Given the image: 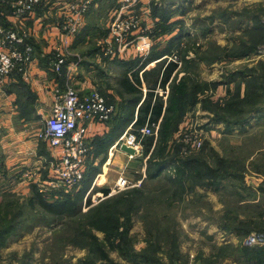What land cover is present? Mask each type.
<instances>
[{
    "label": "rangeland",
    "instance_id": "obj_1",
    "mask_svg": "<svg viewBox=\"0 0 264 264\" xmlns=\"http://www.w3.org/2000/svg\"><path fill=\"white\" fill-rule=\"evenodd\" d=\"M45 3L37 6L34 12ZM144 8V13L140 11V14H144V25L152 26L153 35L151 50L144 57H128L132 61L121 65L109 61L103 64L95 62L90 50L98 48L99 40L103 41L106 22L111 18L104 9L100 11L101 15H97V20L93 16L96 10L91 11L93 14L90 13L87 20L95 23V29L88 30L86 35L83 30L76 37L70 49V57L85 66H91L96 84L100 85L97 88H101L118 105L120 111L131 117L138 110L144 96L136 102L134 95L119 88L116 80L118 75L137 72L142 77L147 73L150 79H156L155 69L160 70V83L156 86L155 94L163 101L164 116L163 121H160L161 126L159 123L155 129V143L162 130L168 132L165 141L159 142L162 150L158 156L204 160L210 169H215L221 166L216 164L214 154L217 151H257L256 163L252 165L264 169V165L257 166L258 161L264 158V116H253L248 124L234 130L226 126L236 119L246 117L254 108L262 109L249 116L264 112V0H147ZM146 12L148 16H145ZM173 53L178 56L177 61L168 60L166 56ZM153 55L158 58L150 61L155 58H151ZM171 62L176 67L165 86H160L168 71L167 65ZM146 81L143 82V92L147 91ZM230 84H233L232 87ZM166 108L171 112H166ZM197 129L206 131L200 148H196L185 137ZM132 130L138 137H142L140 127L133 125ZM143 139L145 145V137ZM163 148L165 150L162 153ZM149 156L138 157L136 167L131 166L129 169V180L137 181L136 185L123 190H111L108 195L133 187H146V192L158 197L157 203L150 201L142 213L132 218L133 226L129 235L136 252L145 251L148 254L155 249L150 247L147 239L149 220L167 215L165 218L171 227L170 235L157 240L153 238L161 259L160 264H252L259 257L254 252L246 256L237 254L241 246H246L243 239L248 234L264 231L253 230L246 236H234L226 223L235 222L231 219L228 221V218L225 221V213L228 208L231 209L230 204L225 205V192L228 196L225 184L230 186L229 189L237 187V191L241 190L239 195L230 194L233 203L237 198V206L232 208H249L248 197L251 191L242 187L244 184L241 179L235 176L240 173V168L222 166L220 172L212 176L205 169L196 174V178H191L195 175L190 171L179 173L182 166L178 163L165 169L160 178L150 181L145 179ZM1 160L0 176L4 171ZM89 171V175H96L90 166ZM41 174V178H45L51 172L45 170ZM88 178L82 190L81 187L74 193L60 190L56 195L62 200L57 205L62 208L63 204V208L68 207L67 211L61 210L53 217L46 214L57 222L71 220L69 209L76 204L80 205L82 212H86L104 200L107 196L101 190L103 184L96 185L90 193L86 192L90 181ZM176 180H184V186L175 187ZM10 184H15L14 180L7 181L5 185L0 178V203L16 201L29 210L31 204L28 200L35 195V190L49 196L40 191L41 183L36 181L22 180V186L17 191ZM156 184L158 186L155 188ZM244 193L248 196H244ZM165 198L168 200L163 201ZM216 200L220 205L218 203L215 209ZM239 214L237 211L236 215ZM63 229L65 227L62 223L52 222L50 226L34 223L20 229L15 235L7 236L0 241V264H78L85 259L89 250L76 241L78 238L70 235L72 231L67 230L68 234L65 235ZM96 234L104 241L103 231L97 230ZM103 244L113 262L150 264L146 260L126 258L118 250L110 249L107 242ZM97 262L109 263L105 258H99Z\"/></svg>",
    "mask_w": 264,
    "mask_h": 264
},
{
    "label": "crops",
    "instance_id": "obj_2",
    "mask_svg": "<svg viewBox=\"0 0 264 264\" xmlns=\"http://www.w3.org/2000/svg\"><path fill=\"white\" fill-rule=\"evenodd\" d=\"M68 1L46 0L45 4L37 8L27 18L25 22L27 26L25 28L29 30L30 41L35 47L34 62L29 67V75L23 76L21 72H14L6 78L4 83H0V159H2L1 162L4 166V171L1 173L0 178L2 184L4 182L5 185L7 181L11 182L14 180L15 184H10V186L15 191L19 189V186H22V180L40 182L42 180L41 173L49 170L48 163L54 157L53 149H51L46 140L38 136V132L46 126L44 118L49 117L51 114L56 89H64L66 83H68L69 75H71L70 81L76 85L81 95H88L93 88L100 87L99 84H96V76L94 71L91 70V66L88 67L75 61V59L73 60L70 57L71 51H69L62 75L55 73L52 69L53 46L56 43L62 44L61 35L55 30V24L61 18L64 11L63 8ZM6 5L9 6L6 1L0 0V24L13 26V15L11 11L9 12ZM115 7V0H95L94 5L86 16V23L77 37L82 34L83 30V34L86 35L88 30L95 29V23H90L87 19L94 13L93 16L97 20V15L103 9L111 16L110 20H107V26L103 32L105 33L104 37H106L110 21L115 15ZM93 9L96 11L93 12ZM145 16H148L147 12ZM101 41L102 39L99 40L98 48L90 50L91 57L97 64L109 61L121 65L126 64L124 62L132 61L127 59L128 57H139L137 54L132 53L133 51L122 56H106L104 55ZM73 45L74 43L69 47V50ZM94 50H97V52H94ZM122 76L124 74L118 75L117 84ZM232 85L230 84L231 87ZM119 88L121 87L119 86ZM99 89L108 97L101 88ZM145 94L146 91H144L142 101L145 98ZM137 114L138 110L134 112L131 120L122 111L107 123H91L89 125L88 137L90 138L91 153L87 159L86 170L89 172L90 166L94 168L96 175L92 179L88 192L91 189L94 190L93 188L100 184H103L101 187H108L112 190L120 176L128 177L131 166L136 167L135 163L140 156L131 157L130 154L122 151L121 148L112 147L126 131L132 129ZM257 155V151L216 152L218 158H224L226 168L231 166L241 169L239 174L234 175L241 179L244 184L242 187L244 186L251 191V195L248 197V201H250L248 209L232 208V206H237V198L236 202L233 203L232 197L229 196L230 194L239 195L241 190L237 191V187L229 189L230 186L225 184V189L228 190V196H226V192L224 196V200L226 199L225 205H231V209L228 208L225 213V221L228 218V221L231 219L235 222L234 224H231L230 221L226 223L228 230L234 233V236H244L253 230H264V169H258L252 165ZM239 163L241 166L237 167ZM261 165H264V158L257 163L258 167H261ZM142 172H144L143 169ZM29 173L31 175L26 177L25 174ZM103 176L105 177L104 179H102ZM244 196L247 197L248 194L244 193ZM218 203L217 200L214 202L215 209ZM237 211L240 212L239 216L236 215ZM256 255L263 257L264 248L263 251H257Z\"/></svg>",
    "mask_w": 264,
    "mask_h": 264
},
{
    "label": "built area",
    "instance_id": "obj_3",
    "mask_svg": "<svg viewBox=\"0 0 264 264\" xmlns=\"http://www.w3.org/2000/svg\"><path fill=\"white\" fill-rule=\"evenodd\" d=\"M4 1L11 7L14 25L8 28L0 24V83H4L15 71L23 73V76L29 75V67L34 62V47L30 41L29 30L24 25L35 8L46 0ZM94 3L95 0H69L64 6L61 18L55 24V30L60 33L62 41L61 45L56 43L53 46L51 66L55 73L62 75L69 47L86 23V16ZM145 3L146 0H116L115 15L110 21L108 34L101 42L104 55L116 57L133 51L139 57H144L151 50L152 26L144 25L142 17ZM140 11L143 13L140 14ZM166 56L173 61L178 58L174 53ZM70 76L64 89H56L51 114L44 118L46 126L38 132V136L49 143L54 153L48 163L51 174L39 182L40 191L46 195L81 187L87 171V159L91 153L88 127L91 123H107L116 112V104L98 88H93L88 95H81L76 85L70 81ZM159 123L160 121L147 123L141 127V138L132 129L126 131L112 148H121L124 143L135 148L136 154H130L131 157L142 156L143 137L155 135ZM204 133V129H197L187 133L185 137L196 148H200ZM28 175L31 174H25L26 177ZM137 183L120 176L112 191L123 190ZM91 191L92 189L88 193ZM243 244L263 247L264 232L248 234L243 239Z\"/></svg>",
    "mask_w": 264,
    "mask_h": 264
},
{
    "label": "trees",
    "instance_id": "obj_4",
    "mask_svg": "<svg viewBox=\"0 0 264 264\" xmlns=\"http://www.w3.org/2000/svg\"><path fill=\"white\" fill-rule=\"evenodd\" d=\"M7 7L10 12L11 8L9 6ZM6 27L10 28L12 26L8 25ZM34 52H35V47H34ZM155 56L156 55H153L151 58ZM157 58L158 57H155L150 61H153ZM167 67H168V71H166L164 75V79L161 80L162 83L160 86L163 87L165 86L169 77L171 76L172 71L175 69L176 64L171 62V64L167 65ZM15 72H19V71H15ZM159 76H160V70L156 68L155 69L156 79H150L147 76V73H145L141 77L137 72L135 73L127 72L118 81V84L121 87V89L128 94L134 95L136 102H138L144 96L142 87H143V82L147 80L146 81L147 91L145 94V98L138 108L137 118L133 125L141 128L147 123L151 124V123H157L158 121H163L164 104L163 101H161L160 98L157 97L158 95L155 94V90L157 88L156 86L159 85L160 83ZM110 101L114 102L112 100ZM116 106H117L116 112L113 115L112 119L122 112L119 110L117 104ZM261 109L262 108L252 109L246 117H243L241 119H236L233 121V123L231 122L230 124L226 125L227 128L229 129L231 128L232 130H234L237 127H243L251 121V117L253 116L262 118V116H264V112H261L260 114L257 115L249 116V114H251L252 112H260ZM165 111L171 112V110L167 108ZM129 117L132 120V117L131 116ZM167 132L168 131H166L165 129L162 130L159 136L161 139L159 138L158 142L156 143L154 141V135L145 137V141H144L145 145H143L144 149L142 156H147L148 154L150 155L147 161L145 179H148L150 181L156 180L163 175L165 169H168L169 167H173L178 163L181 164V166L183 167V168L182 167L179 168L178 170L179 173L190 171L189 173H194L195 175L191 178H196L197 176L196 174L201 173V171L205 169L209 170L207 172L208 175L210 176L216 175L217 172H220V168L222 166H225L224 158H218L217 156H216V160L221 166H217L215 169H210L208 167V164H206L205 163L206 161L204 160H197V159L178 160L175 157L158 156V153L161 152L162 150V147L159 142L165 141L164 138L167 135ZM164 150L165 149L163 148L162 153L164 152ZM214 155H216V153ZM90 173H91L90 171L89 172L86 171L85 178L82 182V187L80 188L81 190L84 186L86 179L89 176H91V178L90 179L88 178V181L89 180L90 181L88 183L86 191L91 186L92 179L93 177H95V175L94 176L89 175ZM145 179L143 181H145ZM183 182L184 180L182 181L176 180L174 181V186L175 187L178 186L179 188L183 187L184 186ZM199 182L201 184V181ZM178 183L180 185H177ZM157 186L158 185L156 184L155 188ZM78 189L79 188L73 189L72 191H68V192L74 193ZM101 190L103 191L104 195L107 196L104 200L100 201L98 204L91 206L86 212H82V210H80L79 208L80 205L76 204L74 207L69 209L71 212L69 214L71 220H62L58 222L55 219H52L54 214L60 213L61 210L62 212L68 210V207H66V209L63 208V204H62V208L59 207L60 206L59 204L57 205V203L62 202V200L60 201L59 197H56V195L59 192L52 193V195L46 197L44 194L42 195L41 193H39V191L35 190V195L28 200V202L31 204V209L29 210L27 206L24 207L23 205H21L22 203L20 202L18 203L16 201L7 200L0 203V241L5 239L7 236L15 235L20 229L24 227H28L31 224L44 223L50 226V223L56 222L59 224L60 223L63 224V226L65 227V229H63L65 235L68 234L67 230L72 231L70 232V235L74 238H78L76 241L82 243L83 246L87 247V249L89 250V253L85 257V259L80 261L78 264H119L113 262L108 257L107 253L105 252L106 248L103 242H107L109 244L110 249L118 250L119 253L126 258H135V259L138 258L143 261L145 260L149 261L150 264H160L161 259L158 256L157 247H155L153 238L157 240L164 235H168V236L170 235L171 227L166 222L168 221V219L165 218V216L167 215H164L160 218L153 217L149 220L147 239L149 240L150 247L155 249L149 251L148 254L145 251L136 252L135 249H133V243H131V238L129 235L130 234L129 232L131 231V228L133 226L132 218L138 213H142L150 201H152V203H157L156 199L158 197H156L153 193L146 192L147 190L146 187L145 188L133 187L121 191L120 193L114 194L112 196H108L111 191L110 188L102 187ZM52 198L53 200H51ZM167 200L168 198L163 199V201H167ZM36 205L37 207H35ZM46 213L50 214L52 217L50 215H47ZM97 230L104 232L105 234L104 241L103 239H100V237L96 234ZM263 248L264 246L263 247L241 246L237 256L238 255L246 256V254L248 255V253L250 252L252 253L254 252L256 254L257 251H263ZM176 250L177 247H175V251ZM99 258H105L109 261V263L108 262L98 263L97 260ZM252 264H264V256L255 258Z\"/></svg>",
    "mask_w": 264,
    "mask_h": 264
},
{
    "label": "water",
    "instance_id": "obj_5",
    "mask_svg": "<svg viewBox=\"0 0 264 264\" xmlns=\"http://www.w3.org/2000/svg\"><path fill=\"white\" fill-rule=\"evenodd\" d=\"M121 150L128 153V154H132V155L136 154V150L134 147L129 146V145L124 144V143L121 145Z\"/></svg>",
    "mask_w": 264,
    "mask_h": 264
}]
</instances>
